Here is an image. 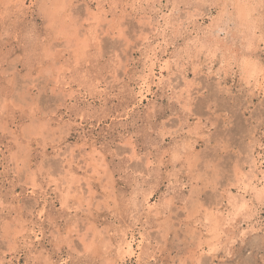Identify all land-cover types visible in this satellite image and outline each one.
I'll return each mask as SVG.
<instances>
[{
	"label": "rangeland",
	"instance_id": "rangeland-1",
	"mask_svg": "<svg viewBox=\"0 0 264 264\" xmlns=\"http://www.w3.org/2000/svg\"><path fill=\"white\" fill-rule=\"evenodd\" d=\"M263 156L264 0H0V264H264Z\"/></svg>",
	"mask_w": 264,
	"mask_h": 264
},
{
	"label": "bare ground",
	"instance_id": "bare-ground-1",
	"mask_svg": "<svg viewBox=\"0 0 264 264\" xmlns=\"http://www.w3.org/2000/svg\"><path fill=\"white\" fill-rule=\"evenodd\" d=\"M236 2V1H235ZM238 2V1H237ZM240 3V2H239ZM241 4V3H240ZM245 6V5H244ZM241 8V7H240ZM245 8H246V6H245ZM246 11V10H245ZM249 12H250V10H249ZM247 14V13H246ZM248 14H250V13H248ZM235 15V14H234ZM244 16V15H243ZM249 16V15H248ZM250 17V16H249ZM237 18H238V16H237ZM250 19V18H249ZM238 20V19H237ZM240 21V20H239ZM246 23V22H245ZM254 24V23H253ZM243 27V26H242ZM253 27V26H252ZM255 27V26H254ZM253 27V28H254ZM257 27V26H256ZM245 30V29H244ZM253 31H255V30H253ZM252 34V33H251ZM231 35V34H230ZM256 35V34H255ZM233 36V35H232ZM248 36V35H247ZM250 39L252 38V37H249ZM253 39V38H252ZM253 41V40H252ZM262 41V40H261ZM251 42V41H250ZM252 43H254V41L252 42ZM201 44V43H200ZM249 44V43H248ZM247 44V45H248ZM250 45H251V43H250ZM234 50V49H233ZM236 52V51H235ZM238 57V56H237ZM253 61V60H252ZM246 62V61H245ZM255 63V62H254ZM248 63L246 62V64H244V65H247ZM249 64H250V61H249ZM251 66H252V64H251ZM251 66H249V67H251ZM254 67V66H253ZM258 67V66H257ZM262 67V66H261ZM260 67V68H261ZM245 69V68H244ZM251 69H253V68H251ZM258 69H259V67H258ZM153 71V70H152ZM251 71V70H250ZM257 71V70H256ZM254 72V71H253ZM152 73V72H151ZM249 75V74H248ZM256 76V75H255ZM151 85V84H150ZM148 83H146V81L143 83V85L141 86V90L139 91V94H140V98L142 97V98H144L145 96H146V91H148ZM137 94H138V92H137ZM137 97V96H136ZM139 97V96H138ZM141 100V99H140ZM142 103V102H141ZM260 153V152H259ZM261 157V156H260ZM264 157V156H263ZM261 162V161H260ZM262 163V162H261ZM261 167H260V165H259V162H258V159H255V161H254V169H253V171H252V174L250 175V176H248L247 177V180L246 179H244V178H242L241 180H240V183H241V181L242 182H244L246 185H250V184H252V183H255L256 185L257 184H259V182H262L263 184V187H261V189H258V192H260V193H264V169L262 170V169H260ZM239 177V176H238ZM241 178V177H240ZM242 193V192H241ZM262 196V195H261ZM259 198V197H258ZM240 201V200H239ZM260 202V201H259ZM251 206H253L252 204H251ZM253 208V207H252ZM263 208V207H262ZM257 209L258 208H256L255 210L257 211ZM253 210V209H252ZM251 210V211H252ZM254 210V211H255ZM260 211V210H259ZM240 212V211H239ZM254 214V213H253ZM258 217V216H257ZM233 220V219H232ZM213 221V220H212ZM260 221V220H259ZM264 226V225H263ZM98 235V234H97ZM216 236V235H215ZM134 238V237H133ZM216 239V238H215ZM130 240V239H129ZM132 240V239H131ZM108 241V240H107ZM127 241V240H126ZM109 242V241H108ZM130 242V241H129ZM141 242V241H140ZM127 243V242H126ZM106 244V243H105ZM108 244V243H107ZM124 244V243H123ZM92 245H94V244H92ZM126 245V244H125ZM127 245H129V247H127V248H132V246H133V244L130 242L129 244H127ZM121 246V245H120ZM91 247V246H90ZM112 249V248H111ZM124 249V248H123ZM133 249V248H132ZM135 250V249H134ZM125 251H126V249H125ZM128 251H129V249H128ZM108 252V251H107ZM118 252H119V250H118ZM124 252V251H123ZM128 253V252H127ZM134 253V252H133ZM122 254H124V253H122ZM126 255V254H125ZM148 258V257H147ZM112 264V263H111Z\"/></svg>",
	"mask_w": 264,
	"mask_h": 264
},
{
	"label": "snow or ice",
	"instance_id": "snow-or-ice-1",
	"mask_svg": "<svg viewBox=\"0 0 264 264\" xmlns=\"http://www.w3.org/2000/svg\"><path fill=\"white\" fill-rule=\"evenodd\" d=\"M210 166V165H209Z\"/></svg>",
	"mask_w": 264,
	"mask_h": 264
}]
</instances>
